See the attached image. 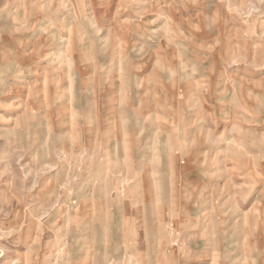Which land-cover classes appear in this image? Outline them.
<instances>
[{"label":"rangeland","instance_id":"rangeland-1","mask_svg":"<svg viewBox=\"0 0 264 264\" xmlns=\"http://www.w3.org/2000/svg\"><path fill=\"white\" fill-rule=\"evenodd\" d=\"M135 24L213 63L163 120L186 154L133 153L109 100ZM0 264H264V0H0Z\"/></svg>","mask_w":264,"mask_h":264},{"label":"crops","instance_id":"crops-1","mask_svg":"<svg viewBox=\"0 0 264 264\" xmlns=\"http://www.w3.org/2000/svg\"><path fill=\"white\" fill-rule=\"evenodd\" d=\"M110 6L111 1H108L106 10H114L115 12L110 13L109 17H107L109 19L107 20L113 23L116 21L115 17L118 14L119 7L114 6L115 8H112L111 6L109 9ZM132 26L135 28L136 33H133L131 38L127 35L126 40L131 39L136 42H145L144 45L146 46L149 44V41H152L153 44L148 45L146 53L142 57L132 58V63L130 62L126 67L125 78L121 80L127 85L126 100L119 97L120 93L117 92L118 90L121 92L123 88H120L118 84L116 91L117 100L110 99L111 97H109V100L112 103H117L118 108H115L116 114L120 115V118L125 117L126 119V136L133 139V153L150 154L154 152L163 154L170 150L173 154H186L187 152L182 149L186 144L184 143L186 141L185 136L189 137L190 131L182 125L180 130L183 138L181 136L179 138L175 136L168 138L172 141H168L167 144L166 141L168 139L161 134V132H165L168 129L163 120L165 118L172 119V117L177 119L179 115V120L184 123L182 119V117L185 119L184 113L192 109H197L196 104L192 105L191 103L193 102H188L193 96L192 93L195 91L199 93V91L205 90V96L208 98V91L211 93L213 90V82H209L210 80H208V70L213 71V63L206 62V73L204 74L206 80L204 83L203 79H200L202 81V86H200L196 69L197 54L195 51L190 49H177L174 52H169L167 50L168 39L163 36H156L155 34L157 33H152L155 37L151 39L149 37L151 33L145 35L147 39L140 38L142 36L139 31L141 26L139 24ZM171 55H174V57L178 56L181 59L175 65L182 67L183 64H187L190 69L185 75L186 77H182L181 80L173 79L170 74V72L173 73L174 71V62H169ZM217 61L218 59L216 58ZM236 78L245 79L240 74ZM208 99L206 100L207 103ZM167 109L173 114H168ZM176 112L177 114H174ZM139 137L140 139H138ZM195 138H198L197 135H195ZM150 142L152 144H149Z\"/></svg>","mask_w":264,"mask_h":264}]
</instances>
